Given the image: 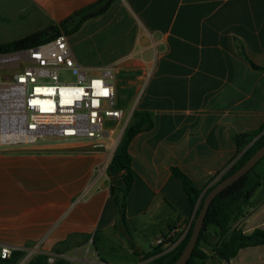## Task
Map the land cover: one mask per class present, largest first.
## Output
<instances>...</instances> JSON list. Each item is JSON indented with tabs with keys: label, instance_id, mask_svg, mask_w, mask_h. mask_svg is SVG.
<instances>
[{
	"label": "crops",
	"instance_id": "0c3cea01",
	"mask_svg": "<svg viewBox=\"0 0 264 264\" xmlns=\"http://www.w3.org/2000/svg\"><path fill=\"white\" fill-rule=\"evenodd\" d=\"M30 1L47 22L40 30L99 0ZM88 25L106 44L104 66L149 73L136 110L149 115L152 127L129 144L134 183L125 215L128 245L137 247L135 236L153 238L151 250L163 234L185 235L198 208L173 169L201 197L236 161V138L264 133V0H114L81 29ZM109 28L117 33L112 41L104 33ZM107 144L52 138L0 144V244L23 257L68 260L78 238L120 239L111 186L123 180L122 173L107 175L114 154L106 159ZM105 160L103 176L97 167ZM250 181L260 185L231 224L246 235L264 230V160ZM208 233L219 240L217 229ZM220 263L264 264V244Z\"/></svg>",
	"mask_w": 264,
	"mask_h": 264
},
{
	"label": "built area",
	"instance_id": "2783aa9c",
	"mask_svg": "<svg viewBox=\"0 0 264 264\" xmlns=\"http://www.w3.org/2000/svg\"><path fill=\"white\" fill-rule=\"evenodd\" d=\"M0 70L8 72L0 79L1 145H28L52 138L93 141L101 147L105 140L124 132L131 119L118 85L119 64L95 71L82 66L65 34L30 48L0 53ZM65 73L75 80H63ZM148 74L143 73L137 100ZM183 236L175 242L171 235L161 237L157 246L169 252ZM13 252L0 244V260L9 259ZM48 261L53 263L55 258L48 257Z\"/></svg>",
	"mask_w": 264,
	"mask_h": 264
},
{
	"label": "trees",
	"instance_id": "16d2710c",
	"mask_svg": "<svg viewBox=\"0 0 264 264\" xmlns=\"http://www.w3.org/2000/svg\"><path fill=\"white\" fill-rule=\"evenodd\" d=\"M114 0H99L96 3L84 8L60 22L58 25H49L45 28L37 30L20 39L9 42H0V53H10L21 49L30 48L41 43L47 42L56 38L61 34L70 36L78 32L83 23L91 18L98 17L111 7ZM257 67L258 66H255ZM131 94V92H130ZM134 122L131 126L125 129L123 137L117 146L111 161L107 167V175L112 179L115 175L122 173L123 185L121 187L111 186V194L114 200L116 211L120 218V223L123 224L124 231L128 232L126 215H125V199L131 191L134 183V172L132 169V158L129 154V144L135 135L141 131L148 130L152 127V121L148 114L137 111L133 112ZM238 147V157L232 164L230 169L221 176L207 191L200 197L201 191L193 184L192 180L181 170L174 168L173 174L176 178L182 181L185 190L191 200L193 206L198 202V208L194 220L188 229L187 233L176 245V247L164 252L161 245L156 248V257L152 264H174L181 256L185 249L195 224V220L200 212L203 201L206 195L213 189L220 181L232 175L241 166H243L248 159L264 145V133H261L257 138L240 135L236 138ZM264 160V158L262 159ZM261 160V161H262ZM261 161L245 176L240 178L231 186L227 187L219 193L211 202L207 215L204 220L203 228L200 232L197 245L189 261L186 264H207L201 248L204 245L207 250H211L217 260L229 263L237 256L241 249L253 247L264 244V230L256 229L251 234H243L241 230L231 227L233 221L243 214V207L249 203L252 195L260 185L259 182L252 183L250 175L255 172L256 167ZM218 230L219 240H212V236L208 233L209 228ZM128 237V234L126 235ZM167 236V235H166ZM179 239V238H178ZM177 236L171 238L172 241L178 240ZM134 250L135 246L130 243ZM161 247V248H160ZM24 253L20 251L13 252L11 257L7 260H0V264H18L23 258ZM218 260V262H219ZM26 264H70L65 259H58L50 263L48 257L43 254H36L30 258Z\"/></svg>",
	"mask_w": 264,
	"mask_h": 264
},
{
	"label": "rangeland",
	"instance_id": "374dc122",
	"mask_svg": "<svg viewBox=\"0 0 264 264\" xmlns=\"http://www.w3.org/2000/svg\"><path fill=\"white\" fill-rule=\"evenodd\" d=\"M46 24L47 22H44V19L37 14L36 9L33 7L30 0H0V42H9L20 39L37 31L40 27ZM93 32L94 27L88 25L83 27L79 32L68 36V38L78 62L82 66L95 71V69L108 63L107 57L109 54L104 53L106 44L102 43L100 39L101 35L96 36ZM104 33L107 35L109 41H112L117 34L111 28L105 30ZM7 73L8 72L5 70H0V79L2 80L3 76ZM64 76L63 80H75V76L70 73H65ZM143 79L144 75H140L134 70H124L123 74L121 71V74L118 77V85L119 88H121V95L127 104V116L132 113L130 117L131 119L128 121L126 128L131 126L134 122L133 112L137 108V93L141 88ZM117 132L119 133L120 129H118ZM122 133L124 132H121L116 138L108 140L107 147H105V156L107 160L111 157L112 153L115 152L117 146L121 142L123 137ZM107 160L103 162L98 172L99 174H103V176L106 175L105 167ZM116 233L117 234L115 235L119 236L120 239H117L112 235L108 240L103 241L98 237L97 233L94 237L91 235L85 238H78L76 249L69 253L70 257L65 256V258L68 259L67 261L70 264H152V261L156 257L155 250L157 245L151 250L148 249L150 245L154 243L153 238L144 240L143 238L139 239L135 236L134 238L137 247L131 251L129 247L130 245H128L127 233L121 228L116 230ZM182 233L183 229H180L176 235L177 239ZM165 236L166 235L163 234L162 237ZM202 254L205 260H208L213 252L204 248ZM35 255L36 253L23 257L19 264H26V262ZM57 260L58 258L55 257V261ZM207 264H219L214 254L208 260Z\"/></svg>",
	"mask_w": 264,
	"mask_h": 264
},
{
	"label": "water",
	"instance_id": "95a60500",
	"mask_svg": "<svg viewBox=\"0 0 264 264\" xmlns=\"http://www.w3.org/2000/svg\"><path fill=\"white\" fill-rule=\"evenodd\" d=\"M263 158L264 145L261 146L237 171H235L232 175L225 178L224 180L220 181L213 189H211V191L206 195L200 212L195 220L191 237L181 256L177 259L174 264H186L191 258L193 251L195 250V247L197 245L200 232L203 228L205 217L213 199L227 187L231 186L240 178L247 175Z\"/></svg>",
	"mask_w": 264,
	"mask_h": 264
},
{
	"label": "snow or ice",
	"instance_id": "6c2138e0",
	"mask_svg": "<svg viewBox=\"0 0 264 264\" xmlns=\"http://www.w3.org/2000/svg\"><path fill=\"white\" fill-rule=\"evenodd\" d=\"M104 94H107V89H105V93Z\"/></svg>",
	"mask_w": 264,
	"mask_h": 264
}]
</instances>
